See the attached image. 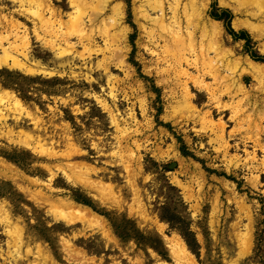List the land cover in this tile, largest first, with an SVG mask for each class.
Returning <instances> with one entry per match:
<instances>
[{"label": "rangeland", "instance_id": "374dc122", "mask_svg": "<svg viewBox=\"0 0 264 264\" xmlns=\"http://www.w3.org/2000/svg\"><path fill=\"white\" fill-rule=\"evenodd\" d=\"M4 1L3 14L20 18L30 34L33 56L51 68L64 69L65 74L29 76L16 69H0V90L14 92L25 105L16 113L19 118L9 115L1 122L0 155L27 175L42 180L50 177L42 165L48 162L57 173L54 185L64 190L61 195L89 205L105 218L119 240V245L107 241L97 225L86 228L81 222L66 225L56 221L48 203L41 205L26 198L10 181L1 178L0 198L7 199L13 217L23 221L31 244L47 245L58 264H81L79 253L71 255L65 250V236L97 259V264H113L116 259L132 264L137 258L144 264H176L168 240L178 234L197 264H264V92L259 77L245 70L248 57L264 64V30L255 35L233 24L237 18L260 23L258 16L246 12L252 2L227 0L230 5H226L210 0L207 14L222 23L224 29L222 35L218 34L216 51L226 77L216 83L207 76L203 83L209 86L190 80L194 107L188 109L178 103L181 88L175 84L174 61L159 62L148 51L150 37L141 27L144 0H89L81 6H73L69 0H47L46 4L63 16V32L68 14L100 15L88 29L106 53L84 50V56L79 55L83 47L75 37L73 51L68 52L65 45L58 47L62 57L76 55L73 69L70 64L60 67L48 37L35 34L33 22L18 15L17 2ZM121 6L124 18L119 15ZM166 12L169 16L168 7ZM14 27L13 23H0V34L6 35ZM124 28L128 30L125 41L118 34ZM106 31L114 33L112 39L107 38ZM195 33L198 42L201 31L196 28ZM164 44L160 43L158 50L166 56L169 52ZM110 50L126 53L124 61L112 60L108 67L115 77V99L109 93L104 66L96 64L105 54L112 58ZM236 84H241L245 96L240 91L230 94ZM210 87L221 94L219 101L225 108H219L218 101L211 97ZM99 96L111 105L121 126L127 129L123 144H129L140 155L141 169L135 175L128 174L117 153L122 132L112 123V114L99 102ZM206 113L212 118L197 117ZM33 119H38L37 124ZM219 119L225 123L227 152L211 138L212 121ZM40 133L53 143L35 154L22 141L34 144ZM69 138L81 149L79 153L72 151L71 161L86 164L90 176L109 185L107 195L79 183L75 171L69 181L63 171L67 164H63L61 156H49L51 149L67 152ZM134 183L139 187V196ZM110 189L116 193L114 198L108 196ZM136 196L144 202L145 212L138 208ZM242 205L249 206L252 217V247L245 253L239 252L237 244L249 222ZM6 238L0 225V245L4 248L0 264H18L19 257L5 248ZM31 264L46 263L38 260Z\"/></svg>", "mask_w": 264, "mask_h": 264}, {"label": "bare ground", "instance_id": "6f19581e", "mask_svg": "<svg viewBox=\"0 0 264 264\" xmlns=\"http://www.w3.org/2000/svg\"><path fill=\"white\" fill-rule=\"evenodd\" d=\"M13 1L17 2L16 11L18 12V15L33 22L35 34H38V36L48 37L46 40H48L52 45L55 55L59 57L60 67L65 68L66 65L70 64L71 69H73L72 61L75 59L74 57L76 55L65 58L60 56V52H57V49L59 46L60 49L63 45H65V49L68 52L73 51L76 47V42L73 41L74 37L77 38L80 44H82L83 50L82 52H78L81 56H84V52H87V50H89V52L91 50V53L93 52L92 50H94V52H100V50L105 52L104 48L99 47L95 35L90 32V28L88 29L89 25L93 26L97 21V17H100L99 13L96 15L97 17H92L90 15L73 16V14H68L67 19H65L66 30L63 32L61 30V26L64 22L63 16L58 15L59 12H57V9L54 6L46 4L47 0ZM88 1L89 0H69L73 6H81L86 4ZM228 1L220 0V3L228 5ZM250 1L252 2H249L251 3V7H247L248 9H246V12L250 13L253 17L258 16L260 23L250 21L249 19L240 20L237 18L233 24L234 27H245L251 33L259 35L262 33L261 31L264 30V0ZM4 2V0H0V23H13V26L15 27L9 30V33L6 35L0 34V69L4 67L11 70L16 69L29 76L41 75L44 77H51L57 74L59 76H64V69L51 68L33 56L31 53L32 41L30 34L27 32L26 27L22 25L20 18L15 19L14 17H9L6 14H3L2 4ZM144 2L145 4L143 5L144 8L142 11L144 15V22L141 23V27L145 29V32H148L150 37L151 46H148V51L158 57L157 61L159 62L163 60L170 61L171 59L174 61L172 65L174 66L175 84L181 88V92L178 96L180 97L178 103L185 108H192L194 105L190 80L195 84L202 83L209 86L208 83H203L207 76H212L216 83H222V81H219V78L224 80L226 77L221 71V58L218 57L219 52H217L218 50L216 47L218 34L222 35L224 33V29L221 25L222 23L208 16L207 9L209 7L210 0H189L185 3L181 0H144ZM166 2H168V6L166 5ZM167 7L170 10L169 16L166 14ZM152 12H154L155 15H152ZM119 15L121 18H124L125 14L123 6L119 9ZM4 26L2 27L4 28ZM23 27L25 30H23ZM196 28L201 31V39L198 42L195 33ZM127 33L128 30L126 28L121 29V32L118 34L119 36L122 35V37L118 36L119 39L122 38V40L125 41L127 39ZM106 34L108 39H112L114 36V33L110 34L107 33V31ZM163 41L166 43L163 46L166 47V51L169 52L166 56H164V54L162 55V51L159 52L158 50L160 46L159 44ZM110 51L113 56L112 58L107 56L105 52L104 58L100 59L96 64L98 67L104 66L110 82L109 93L112 98L115 99V77L109 72L108 67L112 60H119L120 62L124 61L126 53H123V51L119 53L117 50ZM212 51H216L213 56L211 55ZM90 57L91 55H89V58ZM109 58H111V60ZM248 61L249 65L245 68V70L254 74L255 77H259L260 84L262 85L261 91L264 92V70H262L264 69V64L257 62L250 57H248ZM261 70L263 71L262 74H260ZM234 83H237V81L235 80ZM209 89L211 91V97L218 101L217 104L219 105V108H225V105L220 104L219 101L222 97L221 94H217L215 87H210ZM243 89L244 88L241 84H236L231 89L230 94H238L240 91L243 92L245 96L246 92ZM219 92L221 91L219 90ZM97 99L104 108L111 112L112 123L122 132V136L120 135L121 140H118L120 144L118 145L119 149L117 153L123 161V166L128 174L135 175L139 168L141 169L140 155H138L137 151L129 144H123L124 140L122 137L124 138L128 135L127 129L121 126V123L118 120V117L114 114V109L111 108V105L100 96L97 97ZM243 99L244 97H242L240 101H243ZM24 109V102L17 94L8 91L7 89L0 90V125L2 124L1 122L9 115L19 118L16 113ZM209 116L210 115L208 113L204 115H197L199 119ZM33 121L37 124L38 119H33ZM212 126L213 131L211 138L219 144L218 146L220 148H223V151L227 152L229 142L225 134V123L222 119H219V122L212 121ZM41 133L37 134L34 138V144L28 140L22 141V143L31 149L35 154H41L45 151L46 144L53 143V141H47L45 136L42 137ZM68 144L71 149H69L70 151L68 150L67 152L64 151L59 153L57 149H51L49 156H61V161L64 162L63 164H67L66 167L69 168L67 169L64 167L66 170H63L65 171L64 174L69 181L73 180L72 172L75 171L79 183L95 189L96 191L99 190L102 195H107L105 190L109 189V185L106 187L107 184L105 185V183L103 184L100 180L94 179L90 176V171L85 166L86 164L82 165L78 164V162L71 161L72 151L74 150L75 152L76 149L77 152H81V149L75 147L77 145L71 138H69ZM135 144L139 146L138 141H135ZM42 165L50 173V177L46 180H42L38 176L27 175L15 163L4 159V157L0 155V179L2 178L3 180L10 181L18 192L22 193L30 200L37 201L41 205L48 203L49 212L54 215V219L56 221L65 222L66 225H74L76 222H81L86 226V228L97 225L101 228V232L107 241L115 245H119L118 237L114 234L112 227L107 224L105 218L93 210L89 205L79 203L68 196H62L61 194H63L64 190L56 187L53 182L57 173L52 169L48 162H44ZM57 168H59V166ZM134 185L135 194L139 196V187H136L135 183ZM91 193L94 197L98 196L96 193ZM107 193H110V195H108L109 197L114 198L116 196V193L112 189H110V192ZM137 200L138 208L141 209V212H145L146 208L144 206V202H142L141 198ZM9 207L8 200L0 198V225H2L4 233L7 237L4 244L8 253L10 252L11 254L19 257L17 261L18 264H31L33 262L36 263L38 260L43 261L46 264H58L57 261L51 258L50 250L47 245L41 242L31 244L29 237H27L25 224L20 217H13ZM242 207L244 210L246 209V217L249 222L245 224L240 238L237 239V244L239 252L245 253L252 247V241L250 239V234L252 235V233L249 229L252 223V217L249 206L242 205ZM168 244L175 256L176 264H197L188 245L178 234L173 235V238L171 237L168 240ZM3 249L4 248L0 245V255H3ZM65 250L71 255L74 252L79 253L82 258L78 263L97 264V259L92 256H88L86 254L87 252L81 250L80 247H77L73 242H71L70 238H67L66 236ZM31 256L34 257V260H30ZM115 261L116 262L113 264H122L118 259ZM132 264H144V261L143 259L137 258ZM162 264L170 263L162 261Z\"/></svg>", "mask_w": 264, "mask_h": 264}, {"label": "trees", "instance_id": "16d2710c", "mask_svg": "<svg viewBox=\"0 0 264 264\" xmlns=\"http://www.w3.org/2000/svg\"><path fill=\"white\" fill-rule=\"evenodd\" d=\"M259 57H256V59H258ZM255 60V59H254ZM258 61V60H257Z\"/></svg>", "mask_w": 264, "mask_h": 264}]
</instances>
